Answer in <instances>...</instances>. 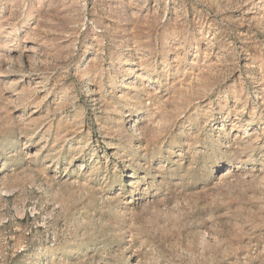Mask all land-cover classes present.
<instances>
[{
  "label": "rangeland",
  "instance_id": "rangeland-1",
  "mask_svg": "<svg viewBox=\"0 0 264 264\" xmlns=\"http://www.w3.org/2000/svg\"><path fill=\"white\" fill-rule=\"evenodd\" d=\"M0 264H264V0H0Z\"/></svg>",
  "mask_w": 264,
  "mask_h": 264
}]
</instances>
